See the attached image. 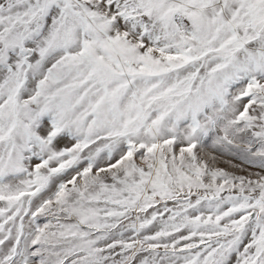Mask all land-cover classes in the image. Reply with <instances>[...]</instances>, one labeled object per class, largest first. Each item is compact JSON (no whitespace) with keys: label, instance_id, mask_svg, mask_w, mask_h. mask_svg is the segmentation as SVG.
I'll use <instances>...</instances> for the list:
<instances>
[{"label":"snow or ice","instance_id":"obj_1","mask_svg":"<svg viewBox=\"0 0 264 264\" xmlns=\"http://www.w3.org/2000/svg\"><path fill=\"white\" fill-rule=\"evenodd\" d=\"M0 202V264H264V0H0Z\"/></svg>","mask_w":264,"mask_h":264},{"label":"rangeland","instance_id":"obj_2","mask_svg":"<svg viewBox=\"0 0 264 264\" xmlns=\"http://www.w3.org/2000/svg\"><path fill=\"white\" fill-rule=\"evenodd\" d=\"M219 166H220V167H225V168H227V165L224 164V163H221ZM229 170L231 171L232 169H229ZM2 203H3V202H0V205H2Z\"/></svg>","mask_w":264,"mask_h":264}]
</instances>
